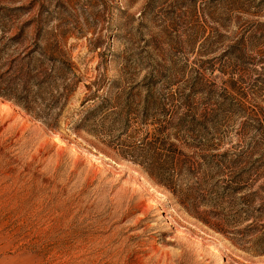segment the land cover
Segmentation results:
<instances>
[{"label":"rangeland","instance_id":"1","mask_svg":"<svg viewBox=\"0 0 264 264\" xmlns=\"http://www.w3.org/2000/svg\"><path fill=\"white\" fill-rule=\"evenodd\" d=\"M1 37L0 264H264V0H0Z\"/></svg>","mask_w":264,"mask_h":264},{"label":"trees","instance_id":"2","mask_svg":"<svg viewBox=\"0 0 264 264\" xmlns=\"http://www.w3.org/2000/svg\"><path fill=\"white\" fill-rule=\"evenodd\" d=\"M2 38L3 37L0 38V41H2ZM14 41H17V40L12 39L11 42L16 43V44L18 43V42H14ZM16 44H10V43L5 44L3 46V49L10 50ZM39 49H40V47L37 46L35 51H39ZM14 50H16V48H13V52H12L13 54L15 53ZM12 53H9V55H13ZM12 59L16 60V59H14V57ZM155 78H156L155 76L148 75L142 80L143 81L142 87L144 88V91H145V95H144V97H142V121L143 122H147V120L152 119V117H156L155 115L157 113L161 114V116H162V114H164V112L166 111L164 106H162L160 97H158L156 95L155 89H156L157 81ZM170 127H171V131H170L169 135H168V133L165 132V130H158L159 131L158 135H162V134L164 135L162 140H164V139L168 140V139H172V138L178 139V137H180V134L182 133L181 131H184L187 135H190V133L191 134L194 133L195 138H200L201 141H205V139H202L203 137L201 138L200 134L196 135L198 132V129L194 126L193 123L190 126H188V128H187L184 122L179 121L178 123L171 124ZM189 137H193V136H189ZM202 145L208 149L211 147V145L208 143V141H206ZM152 150H153V148L150 147L149 152L152 153ZM157 151L158 152H156L155 154L160 155L161 152L166 151V150H164L162 148V149L157 150ZM156 179L158 182L163 183L165 185V182H161V181H164V180H162V178H156ZM242 189H243V186H239V187H236L235 189H233L232 192H239Z\"/></svg>","mask_w":264,"mask_h":264}]
</instances>
